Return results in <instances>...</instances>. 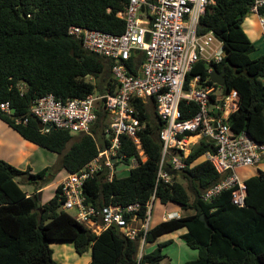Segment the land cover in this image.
<instances>
[{
	"label": "trees",
	"instance_id": "16d2710c",
	"mask_svg": "<svg viewBox=\"0 0 264 264\" xmlns=\"http://www.w3.org/2000/svg\"><path fill=\"white\" fill-rule=\"evenodd\" d=\"M130 0H0V105L9 103L11 113L0 108V119L25 140L59 154L61 168L76 173L98 155L97 141L108 146L103 130L108 126L106 114L98 112L93 127L94 137H78L64 129L42 133L38 121L17 124L27 117L33 101L52 94L57 99H84L107 91L114 92L117 84L111 72V61L88 52L81 41L69 35L72 26L99 30L114 35L125 31V22L118 17ZM254 0H218L207 9L199 26L200 34L212 32L223 41L226 57L216 67L224 70L225 92L236 90L239 109L229 118L236 134L247 132L252 139L264 144V55L255 57L256 46L243 28L244 16ZM132 58L130 72L138 74L142 62ZM209 78L206 67L195 69L193 76ZM212 84V82H211ZM140 118L146 121L141 134L140 155L129 137H122L121 156L125 162L136 158L137 165L124 178L108 180V170L99 172L85 185L88 206L97 210L109 204L128 206L140 204V218L145 221L147 205L152 201L161 160L162 128L154 104H138ZM185 118L198 112L193 104H182ZM77 139L66 150L67 145ZM211 143L202 141L189 156V166L172 176L173 184L160 183L155 201L167 205L179 204L193 214L169 219L152 228L146 236V247L162 236L185 230L181 239L198 258L183 264H264V172L245 181V207L232 203L231 191L223 192L214 201L202 200L204 191L215 185L220 176L212 165L200 160ZM47 170L33 174L0 160V264H57L53 259V242L72 243L79 255L92 251L90 264H137L140 242L130 240L116 227L100 234H87L89 228L62 210L60 187L46 204L38 194L29 196L21 189L22 182L42 188L51 182ZM181 178L182 181L178 180ZM49 179V180H47ZM46 186V185H45ZM206 216L210 227L202 222ZM172 241L158 243L157 248L144 254L142 264H161L163 253ZM145 247V248H146Z\"/></svg>",
	"mask_w": 264,
	"mask_h": 264
},
{
	"label": "built area",
	"instance_id": "2783aa9c",
	"mask_svg": "<svg viewBox=\"0 0 264 264\" xmlns=\"http://www.w3.org/2000/svg\"><path fill=\"white\" fill-rule=\"evenodd\" d=\"M217 2L130 0L126 10L118 14L126 25L120 35L72 26L69 29L71 37L81 41L88 52L111 61L116 90L66 101L49 94L32 102L27 117L16 119L17 124H27L30 119L38 121L44 134L55 127L95 139L93 127L98 112L106 114L108 126L102 134L109 144L102 148L97 141L98 155L80 171L68 173L62 180L59 185L62 210L74 212L76 221L87 227L101 232L116 227L130 240H138L137 264H142L146 236L152 229L147 220L158 185L173 184V174L183 172L189 166V156L202 141L211 143L214 151H208L190 167L207 161L221 177L203 192L205 203L231 191L232 203L245 207L247 186L238 170L258 166L264 160V144L252 139L247 132L236 134L229 123L230 116L239 109V93L236 90L225 92L210 76L223 63L226 50L223 41L212 32L200 34L199 26L207 9ZM250 13L258 17L264 40V0H254ZM140 55L143 60L138 66V74L134 75L130 72V62ZM203 66L209 78H203L202 74L192 75L195 69ZM141 103L146 106L154 104L162 123L156 189L152 201L146 206L145 221L139 215L140 204H109L97 210L87 205L85 197L86 183L99 172L108 170L109 181L119 178L117 167L126 159L120 155L122 137H129L144 156L141 134L146 129V121L140 118L138 104ZM182 104L188 109L196 104L198 112L186 119ZM0 108L11 113L9 103H2ZM130 162L133 167L128 169L129 172L137 165V160L131 158L127 163ZM168 169L173 173L169 174ZM169 217L179 219L182 216L174 212Z\"/></svg>",
	"mask_w": 264,
	"mask_h": 264
},
{
	"label": "rangeland",
	"instance_id": "374dc122",
	"mask_svg": "<svg viewBox=\"0 0 264 264\" xmlns=\"http://www.w3.org/2000/svg\"><path fill=\"white\" fill-rule=\"evenodd\" d=\"M243 28L247 35L252 39L256 46V53L254 56H261L264 55V40L261 39V27L258 22V17L250 12L244 16ZM264 81V79H263ZM76 137L79 134H73ZM74 139L69 145H67L66 150H69L71 145L76 141ZM45 151V150H43ZM50 157L43 159L41 161H37L38 165L41 164H49L47 167V173L50 172L52 174V180L49 183L44 184V187L51 184L44 190L43 196L41 198L42 204H46L55 196V181L58 180V175L63 174V169L61 168L60 164V155L52 152H45ZM143 161H146L145 156H141ZM133 167V163L123 162L120 163L116 170V175L119 178H124L129 175L128 169ZM239 175V174H238ZM240 177V176H239ZM55 178V179H54ZM241 178V177H240ZM47 179V180H49ZM54 179V180H53ZM242 179V178H241ZM19 182L20 187L29 192L34 189L35 194H40L38 191L42 189V184L40 182V187L36 188L34 184H28L22 182L21 178L16 179ZM178 180L182 181L181 178ZM243 180V179H242ZM46 185V186H45ZM41 191V190H40ZM55 193V194H54ZM179 213L181 216H188L193 214V210H183L179 204L176 203H169L167 205L161 204L159 201L153 202L152 207L149 209L150 219L147 220L148 225L150 228H154L156 225L160 224L164 221V217L167 220L170 219L169 214L171 213ZM72 216H74V212H70ZM88 228L97 234L100 229H93L91 226ZM185 230L172 232L166 234L159 238L157 243L148 245L145 249V253L148 254L154 251L157 248L158 243L172 241L167 247L164 248L163 253L167 255V258L161 264H183L186 261L194 260L198 258V252L195 250L190 249L185 242L181 239V236L185 233ZM51 249L53 250V259L56 261L57 264H90L92 260V252L89 250L83 255L77 254L74 245L72 243H65V242H53L50 244Z\"/></svg>",
	"mask_w": 264,
	"mask_h": 264
},
{
	"label": "crops",
	"instance_id": "0c3cea01",
	"mask_svg": "<svg viewBox=\"0 0 264 264\" xmlns=\"http://www.w3.org/2000/svg\"><path fill=\"white\" fill-rule=\"evenodd\" d=\"M261 39H263L262 32H261ZM255 57H258V56H255ZM45 152H50V151L43 149L25 140L18 132H16L13 128H11L9 125H7L5 122H3L0 119V160L16 167L19 170L25 171L27 169H31V172L33 174H37L44 170H47V167H49L48 166L49 164H41V165L37 164V161H41L43 159H46L47 157H50ZM260 171L264 172V160L258 166L239 169L238 174L244 181H246L250 179L251 177L259 175ZM49 174L50 172L47 173V177ZM67 174L68 173L64 170L63 174L61 175L59 174L57 176L58 180L54 182L55 183V193L60 183L67 176ZM50 178H52V176H50ZM50 185L51 184H49L46 187H43L42 189H40L41 191L39 190L38 192L41 193L43 196L44 190ZM23 191L28 195V197L35 195L34 189L31 190L30 192L29 190L28 191L23 190ZM100 233L101 232H99L98 234Z\"/></svg>",
	"mask_w": 264,
	"mask_h": 264
},
{
	"label": "water",
	"instance_id": "95a60500",
	"mask_svg": "<svg viewBox=\"0 0 264 264\" xmlns=\"http://www.w3.org/2000/svg\"><path fill=\"white\" fill-rule=\"evenodd\" d=\"M147 39H149V35L147 36ZM210 76H211V79H212V81L214 83H216L217 85H219L221 87H224L225 86L224 70L219 71L217 69H214V71L211 73ZM55 129H56L55 127L50 128L51 131L52 130H55ZM167 171H168L169 174H172L173 173V171L171 169H168ZM41 196H42V194L40 193L39 194L40 199H41ZM201 220H202V222L205 223V225L207 227H210L208 218L206 216H202L201 217ZM92 233L93 232L91 230H88L87 231V234L88 235H91Z\"/></svg>",
	"mask_w": 264,
	"mask_h": 264
}]
</instances>
